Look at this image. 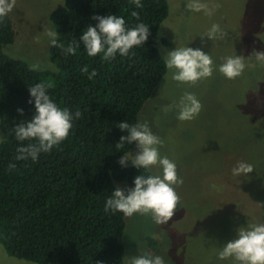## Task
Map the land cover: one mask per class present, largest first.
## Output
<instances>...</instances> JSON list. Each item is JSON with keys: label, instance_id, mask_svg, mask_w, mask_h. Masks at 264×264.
I'll use <instances>...</instances> for the list:
<instances>
[{"label": "trees", "instance_id": "16d2710c", "mask_svg": "<svg viewBox=\"0 0 264 264\" xmlns=\"http://www.w3.org/2000/svg\"><path fill=\"white\" fill-rule=\"evenodd\" d=\"M137 8L130 0H63L49 20L58 33V44L67 46L94 16L123 17L126 27L149 26L143 45L129 55L109 61L102 53L89 57L82 43L75 55L49 47L56 70H32L19 58L2 50L11 43L9 17L0 22V244L8 255L36 264H123L124 218L120 212H105L106 199L115 190L114 181L134 185L138 175H153L134 165L118 164L132 145L117 149L127 135L118 124H137V114L166 71L156 45V33L168 13L167 0H141ZM135 11L137 17L131 16ZM168 45L167 38L161 39ZM88 67V73L81 71ZM93 70L96 76L88 79ZM52 82L50 98L62 109L82 115L72 120L68 138L36 161L17 160V149L36 141H17L15 124L35 114L29 103V88ZM23 109V114L18 112ZM15 164L14 169H9ZM153 252L156 241L145 238Z\"/></svg>", "mask_w": 264, "mask_h": 264}, {"label": "rangeland", "instance_id": "374dc122", "mask_svg": "<svg viewBox=\"0 0 264 264\" xmlns=\"http://www.w3.org/2000/svg\"><path fill=\"white\" fill-rule=\"evenodd\" d=\"M187 2L167 0V16L156 33L158 51L164 59L176 47L200 48L211 56L213 74L193 86L174 81V70L166 68L137 114V124L147 123L163 141L160 155L176 163L183 184L175 186L180 204L168 223L155 225L150 216L140 214L123 216V264L144 253L160 255L165 264H233L218 260V251L237 238L239 227L264 224V67L249 57L253 50L264 51V0H200L209 8L219 5L210 16L187 10ZM62 4L63 0H17L8 15L13 40L2 50L28 66L39 63V70H56L45 31L55 30L49 14ZM213 24L226 32L224 38L201 37ZM234 55L244 56L247 66L240 77L229 80L218 67L223 58ZM185 92L195 94L202 104L191 121L177 120L174 108L164 111ZM137 151L134 143L125 153ZM238 162L253 165V171L247 177L233 176ZM129 165L131 160L123 166ZM148 170L162 174L158 166ZM114 184L125 195L134 188L125 181ZM147 236L156 241L153 252ZM0 264L36 263L8 255L0 244Z\"/></svg>", "mask_w": 264, "mask_h": 264}, {"label": "clouds", "instance_id": "9594fccd", "mask_svg": "<svg viewBox=\"0 0 264 264\" xmlns=\"http://www.w3.org/2000/svg\"><path fill=\"white\" fill-rule=\"evenodd\" d=\"M17 0H0V22L9 15L16 7ZM137 8H142L141 0H130ZM213 8L200 0H188L186 9L192 12L204 11L206 15H212ZM131 16L139 19V14L135 11ZM98 21L96 26L88 25L83 34L79 37V42L83 44L89 57H95L103 54L102 59L109 61L114 59L117 54L121 57L129 55L134 47L141 46L147 41L149 36V26L144 23H138L134 27H126L123 17L115 15L94 16ZM166 26V25H164ZM51 46L59 47L65 55H75L80 43L72 41L65 46L58 44V33L56 30H46ZM207 36L212 41L226 36L218 24H213L211 28L201 35ZM39 42V38H36ZM205 43L202 39V44ZM249 57H254L255 61L264 67V51L253 50ZM165 66L169 70H174L172 79L181 84L196 85L203 79L210 78L213 74V60L208 53L200 48L176 47L164 55ZM246 63L244 56L234 55L223 58L218 71L229 80L240 77ZM254 66V65H252ZM32 70H39L41 65L34 63L29 66ZM88 73V67L81 69ZM96 71L88 74V79H93ZM54 87L52 82H41L29 88V103L35 106V114L28 121H22L15 124L13 129L17 141H36L27 146H21L17 149V160L36 161L41 153H47L54 146H58L68 138L72 128V120L75 117L79 119L82 113L77 110L74 114L67 109L59 107L49 96L47 89ZM176 109V119L179 121H191L195 119L202 110V104L195 94L185 92L178 102L167 106L164 111L167 113ZM23 114V109H18ZM121 130L127 132V135L120 137L116 144L117 149L124 147L125 143L131 145L136 143L137 153H124L119 158L121 165H126L128 160L140 169H151L159 167L162 169L160 175H138L134 179V188L125 190L117 187L106 199L104 204L105 212H120L125 217H132L134 214L150 216L155 225L166 224L173 217L177 206L180 204V196L175 190V186L182 185L183 179L177 174L176 163L167 156H161L159 146L163 141L155 135L147 123L129 125L121 122L118 124ZM15 164H10L9 169H14ZM254 167L245 162H238L232 169V175L247 177L248 173L253 171ZM217 259L220 261L232 260L233 264H264V224H249L247 227L237 229V238L225 243L217 253ZM130 264H165L163 257L144 253L134 256Z\"/></svg>", "mask_w": 264, "mask_h": 264}]
</instances>
